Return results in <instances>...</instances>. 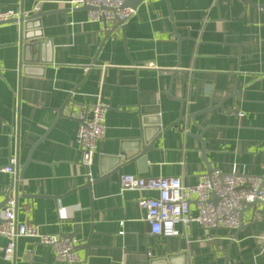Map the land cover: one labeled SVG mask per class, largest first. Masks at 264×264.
Wrapping results in <instances>:
<instances>
[{
  "label": "crops",
  "instance_id": "crops-1",
  "mask_svg": "<svg viewBox=\"0 0 264 264\" xmlns=\"http://www.w3.org/2000/svg\"><path fill=\"white\" fill-rule=\"evenodd\" d=\"M35 4L41 31L21 73L18 26L0 24V201L9 158H30L16 220L74 239L78 261L20 236L10 260L0 237V264H264L263 203L245 205L236 229L178 222L177 235L156 237L138 199L157 193L120 185L123 174L192 185L208 166L264 180V0H141L123 27L66 0H0V10ZM97 101L108 104L105 132L86 168L75 135Z\"/></svg>",
  "mask_w": 264,
  "mask_h": 264
},
{
  "label": "built area",
  "instance_id": "built-area-1",
  "mask_svg": "<svg viewBox=\"0 0 264 264\" xmlns=\"http://www.w3.org/2000/svg\"><path fill=\"white\" fill-rule=\"evenodd\" d=\"M70 8H86L91 21L127 20L134 12L123 7L124 0H66ZM40 10L35 4L30 10L19 8L0 10V22L26 17ZM108 104L97 101L84 109L78 124L75 141L81 153V164L86 168L92 163L97 143L104 136L105 114ZM241 116L242 113H239ZM15 156L3 170L10 173L11 185L8 200L0 210V237L5 238L3 258L10 260L17 237L35 238L39 243L52 248L56 261H78L74 239L58 234H45L34 223L18 222L15 216L13 183L17 174ZM88 180L89 173L87 172ZM122 189L152 190L155 197H140L138 205L144 210V219L153 236H174L179 232L175 225L180 222L189 226L192 221L199 223L207 231L213 228L236 229L240 225L239 211L248 204H264V183L257 175L247 174L232 168L230 172L213 170L199 176L197 183L185 185L177 176L143 177L123 174L120 177ZM214 196L217 198L214 200ZM194 202V213L189 203Z\"/></svg>",
  "mask_w": 264,
  "mask_h": 264
},
{
  "label": "water",
  "instance_id": "water-1",
  "mask_svg": "<svg viewBox=\"0 0 264 264\" xmlns=\"http://www.w3.org/2000/svg\"><path fill=\"white\" fill-rule=\"evenodd\" d=\"M141 0H124L123 2V7H130L135 9V4L138 3ZM41 14L42 12L38 11L35 13H32L26 17H19L18 19H12V20H8L6 22H0V24H4V23H15L18 26V40H17V46H18V72L21 73L22 68L24 66V64H27V61L24 60V56H23V51L24 49H26L27 47L31 48L34 45H36V36L38 35V31H41ZM125 20H121L116 18L115 20V26H120L123 27ZM34 30H37L34 34ZM110 32H108L107 34L109 35ZM41 36V35H39ZM32 62V61H31ZM236 95V91L233 92V94L231 95V97H234ZM220 106V105H219ZM216 107V106H214ZM212 109V106H210L209 108L207 107V110ZM185 115L183 113H181L179 115V118L177 120H175L172 124H178L179 120L181 118H184ZM189 118L193 117V114H189L188 115ZM171 124V125H172ZM40 140V139H39ZM153 140V139H152ZM152 140H150V142H146V144H144L143 146H140V150L135 154V156H138V158L143 157V155L146 153V151L148 149L151 148L152 146ZM203 152V150H202ZM16 159V164H15V170L17 172L15 178L16 180L13 183V195H14V199H15V204L17 202L18 196H19V190H18V186H19V180L22 179V174H23V170L24 167L28 161V159L30 160V158H28L26 160V162H24L23 164H19L18 160L15 156ZM204 160L205 156H204ZM213 171V168L211 166H208V171L207 173H210ZM264 183V180H263ZM10 188H12V185L10 184ZM217 198L214 196V200H216ZM8 200V196H4L3 200L0 201V210L5 206L6 202ZM16 207V206H15ZM242 210V209H241ZM241 210L239 211V214L241 213ZM2 221L1 217H0V222Z\"/></svg>",
  "mask_w": 264,
  "mask_h": 264
}]
</instances>
